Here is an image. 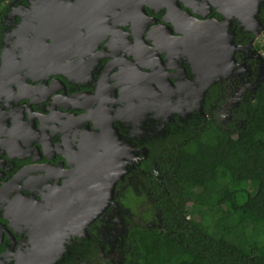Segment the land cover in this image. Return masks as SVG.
Wrapping results in <instances>:
<instances>
[{
    "label": "flooded vegetation",
    "instance_id": "1",
    "mask_svg": "<svg viewBox=\"0 0 264 264\" xmlns=\"http://www.w3.org/2000/svg\"><path fill=\"white\" fill-rule=\"evenodd\" d=\"M2 24L0 264H109L117 195L140 192L160 227L162 143L243 123L264 82V0H11Z\"/></svg>",
    "mask_w": 264,
    "mask_h": 264
},
{
    "label": "trees",
    "instance_id": "2",
    "mask_svg": "<svg viewBox=\"0 0 264 264\" xmlns=\"http://www.w3.org/2000/svg\"><path fill=\"white\" fill-rule=\"evenodd\" d=\"M10 1L0 0V44ZM239 120L226 127L214 115L189 120L162 143L160 182L152 176L150 193L162 225L146 231L174 255L144 248L135 230L122 264H264V82L237 109Z\"/></svg>",
    "mask_w": 264,
    "mask_h": 264
},
{
    "label": "rangeland",
    "instance_id": "3",
    "mask_svg": "<svg viewBox=\"0 0 264 264\" xmlns=\"http://www.w3.org/2000/svg\"><path fill=\"white\" fill-rule=\"evenodd\" d=\"M261 42L264 44V35ZM239 100V98L230 99L229 101ZM226 107V106H225ZM230 107L228 104L226 108H222L220 112L221 121L224 125L230 122ZM236 178H242V174L234 175ZM226 180L221 183L224 185ZM131 188L124 190L117 195L113 200V209L109 214V230L103 232L106 240H109V264H122V258L125 255L128 238L133 231L140 232L138 234L140 245L146 249L153 251L160 250L164 253L166 259H171L174 255V247L159 242L153 233H148L146 230L157 225V219L152 210L151 203L144 195ZM100 212V211H99ZM100 214V213H99ZM200 212L191 213L190 216L194 220L199 219ZM246 226L249 222L245 221ZM255 233H259V227L255 226ZM109 237V239H108ZM105 259V258H104ZM102 260V259H101ZM99 264H103L102 262Z\"/></svg>",
    "mask_w": 264,
    "mask_h": 264
},
{
    "label": "water",
    "instance_id": "4",
    "mask_svg": "<svg viewBox=\"0 0 264 264\" xmlns=\"http://www.w3.org/2000/svg\"><path fill=\"white\" fill-rule=\"evenodd\" d=\"M211 82H212V80H210L209 83L206 84V87L208 86V84L210 85ZM203 93H204V91H203ZM115 181H116V178H114L113 181L110 182V184H109V202H110L111 198H113V196H114Z\"/></svg>",
    "mask_w": 264,
    "mask_h": 264
}]
</instances>
